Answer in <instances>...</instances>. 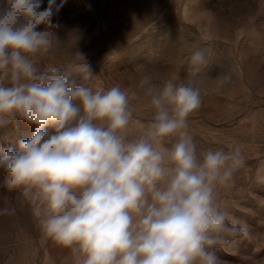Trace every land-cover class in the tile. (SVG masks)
<instances>
[{"label":"clouds","instance_id":"obj_1","mask_svg":"<svg viewBox=\"0 0 264 264\" xmlns=\"http://www.w3.org/2000/svg\"><path fill=\"white\" fill-rule=\"evenodd\" d=\"M54 4L41 11L40 0H0V129L18 119L35 126L0 158V184L23 188L44 231L78 254L77 264H222L216 249L250 229L218 198L245 164L242 149L198 148L189 131L211 50L193 46L185 79L141 76L154 114L134 134L130 99L140 93L94 90L78 51L79 64L38 66L58 41L49 30Z\"/></svg>","mask_w":264,"mask_h":264},{"label":"rangeland","instance_id":"obj_2","mask_svg":"<svg viewBox=\"0 0 264 264\" xmlns=\"http://www.w3.org/2000/svg\"><path fill=\"white\" fill-rule=\"evenodd\" d=\"M40 2L42 11L49 0ZM54 7L49 30L58 41L36 58L38 66L79 64L78 51L94 90L119 84L140 93L130 99L134 134L154 114L138 87L141 76L185 79L193 46L211 50L197 74L204 95L189 131L198 148L242 149L245 164L218 198L250 229L249 238L216 254L222 264H264V0H55ZM34 130L19 119L0 129V158ZM5 175L0 170V181ZM33 206L23 188L0 184V209L11 210L0 214V264H77L78 254L44 231Z\"/></svg>","mask_w":264,"mask_h":264}]
</instances>
